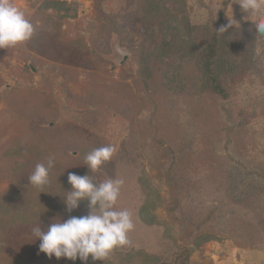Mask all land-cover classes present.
<instances>
[{"label":"rangeland","instance_id":"obj_1","mask_svg":"<svg viewBox=\"0 0 264 264\" xmlns=\"http://www.w3.org/2000/svg\"><path fill=\"white\" fill-rule=\"evenodd\" d=\"M67 1L75 17L11 0L35 32L0 49V264H83L49 258L31 231L68 218L70 172L123 179L116 207L135 225L129 245L87 264H264L260 17L238 0ZM216 23L226 28L217 70L242 73L213 104L200 53ZM108 144L112 160L89 170L85 155ZM50 155L40 193L28 177ZM205 232L218 239L186 257Z\"/></svg>","mask_w":264,"mask_h":264},{"label":"clouds","instance_id":"obj_2","mask_svg":"<svg viewBox=\"0 0 264 264\" xmlns=\"http://www.w3.org/2000/svg\"><path fill=\"white\" fill-rule=\"evenodd\" d=\"M238 3L249 15L256 13L260 17L254 24L256 32L264 36V0H238ZM233 20L229 27L234 25ZM219 30L223 32L226 28ZM34 32V24L21 9L11 0H0V49L28 42ZM116 152L117 148L112 144L94 148L85 155V165L94 172L111 161ZM55 164L54 155L48 157L46 164H36L28 183L40 189V193L45 192L43 188L49 184L50 170ZM68 183L71 190L63 197L68 218L56 216L46 230L40 225L31 229L34 237L40 240L39 250L49 258L79 259L87 264L89 258L105 261L115 249L129 245L128 234L135 227L132 213L116 207L124 180L110 178L97 183L89 174L70 172ZM82 200L88 201V213L71 215Z\"/></svg>","mask_w":264,"mask_h":264},{"label":"trees","instance_id":"obj_3","mask_svg":"<svg viewBox=\"0 0 264 264\" xmlns=\"http://www.w3.org/2000/svg\"><path fill=\"white\" fill-rule=\"evenodd\" d=\"M71 3L72 2H68L67 0H42L39 8L44 10L52 9L55 10L57 14H59L62 11L61 15L64 18L69 16L75 17L76 12L72 10L73 12L70 13L69 5ZM148 4H150L151 8H154V6L158 7L161 3L158 0H149ZM180 5H182V3ZM136 11L137 10L135 9L134 12ZM218 28H219V23H216L215 30L210 34L208 40L206 41L207 44L204 47L203 52L200 53V61H201L202 71L204 74V81H208V84L206 86L209 89V93L212 95L211 98L213 104H215L214 99H216L217 96H220L223 99V98H227L228 96H231V94H235L232 91V88L238 79L237 77H235L236 75L235 72H241L235 70L222 72L220 70H217L219 69V65L221 63L220 55L222 52H224L221 51V47L224 48L223 44L226 39V37H224V34H222ZM185 41L186 40H181L180 42L178 41L179 44L177 42L179 50L180 49L184 50L185 48L189 47L188 45L184 44ZM171 58H173V56H171ZM141 72L144 73L143 70H141ZM208 104L210 103H207V105ZM80 203L82 205L88 206L87 200H82ZM73 214L76 213L73 212ZM192 239L193 240L191 243L195 247L193 246L191 248L186 249L187 250L185 255L186 257L190 255V253L193 251L194 248L199 247L200 245H202L207 241L217 240L218 237H216L215 234H212L210 232H205L202 234H196Z\"/></svg>","mask_w":264,"mask_h":264}]
</instances>
